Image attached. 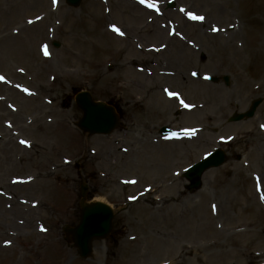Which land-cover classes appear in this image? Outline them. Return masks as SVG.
Listing matches in <instances>:
<instances>
[{
    "label": "rangeland",
    "instance_id": "374dc122",
    "mask_svg": "<svg viewBox=\"0 0 264 264\" xmlns=\"http://www.w3.org/2000/svg\"><path fill=\"white\" fill-rule=\"evenodd\" d=\"M33 1L0 0V76L7 81L0 82V264L263 262L264 102L251 120L228 124L227 119L244 112L252 100H264V48L254 40L264 35V0H230L229 8L226 0H152L160 6V16L139 12L145 8L135 0H83L77 8L65 0H57L55 7L44 0L33 8ZM169 3L173 8H167ZM189 12L203 16L211 27L203 32V25L189 20L193 25L183 30L181 20H188ZM226 25L238 33L237 56L218 52L224 34L217 36L219 42L204 36H214ZM40 28L42 34L31 38ZM104 31L112 32L111 38ZM175 41L184 48V63L171 65L167 54ZM44 56L49 63L41 62ZM193 73L228 77L229 86L208 83ZM165 89L178 93L190 108L169 98ZM80 90L119 108L122 125L109 136L82 135L74 127L81 114L73 96ZM16 113L18 122L6 116ZM39 118L47 133L36 134L32 121ZM166 125L197 131L183 137L184 143L145 149L147 131L159 137L157 130ZM32 143L45 146L43 161L50 165L46 173L29 150ZM216 148L228 154V163L206 172L201 190L189 194L182 173ZM46 176L44 184L28 185ZM81 182L87 184L89 198L105 202L116 213L110 236L95 241L85 261L66 245L62 232L78 223ZM148 184L153 192L146 195ZM11 196L38 205L25 225L20 224L24 215L5 203ZM157 198L168 200L164 216L151 214L150 219L139 212L144 205L159 207ZM209 204L223 216L206 219ZM193 214L197 219L189 224ZM160 233L169 237L165 244L157 240ZM140 251L146 253L137 256Z\"/></svg>",
    "mask_w": 264,
    "mask_h": 264
},
{
    "label": "bare ground",
    "instance_id": "6f19581e",
    "mask_svg": "<svg viewBox=\"0 0 264 264\" xmlns=\"http://www.w3.org/2000/svg\"><path fill=\"white\" fill-rule=\"evenodd\" d=\"M40 1H44V0H34L33 1V3H32V7L33 8H37L38 7V4H39V2ZM117 1H122V0H117ZM130 1V0H129ZM131 2V1H130ZM119 4V7H123V4H126V3H118ZM225 4L227 5V7L229 8V5H230V0H226L225 1ZM131 7H137V6H135V4H133V3H131V4H129ZM140 8V7H139ZM137 9V8H136ZM159 10V9H158ZM138 11L139 12H142V13H149V14H151V11L150 10H147L146 8L145 9H141L140 8V10L138 9ZM151 23H153L154 22V20H151L150 21ZM181 22H182V29L183 30H185L189 25H191L190 24V22L187 20V19H185V18H183L182 20H181ZM199 24H201V25H203L202 26V28H201V30H203V32L205 31V30H207L208 28H210L211 27V25L212 24H208V22H207V24H206V22H205V20H203V21H197ZM41 23V22H40ZM40 23H38V24H40ZM38 24H36V25H34V26H37ZM199 24H196V25H199ZM193 25V24H192ZM191 25V26H192ZM209 25V26H208ZM34 26H32V27H34ZM31 27V28H32ZM228 26L226 25V28H224V30H222L221 32L224 34L223 36V43H222V45L220 46V48L218 49L219 51L218 52H220V54H222V56H224V55H226V54H228V53H231V52H233L234 53V56H237V54H238V48H237V46H238V44L236 43V41H237V37H238V33L232 28V30H230L231 28H228ZM42 31H43V29H39L38 31H34V32H32L33 33V37L31 36V38H35L36 36H38V35H41L42 34ZM107 33H105V31H104V36H106V37H108V38H111V36L113 35V33L112 32H109V31H106ZM155 33H157V32H155ZM102 34V35H103ZM205 37H207L208 39H210V38H215L216 39V41H221L220 39H218L217 38V36H220V34L219 33H216V35H214V36H211L210 35V37L209 36H206V35H204ZM205 37H203V38H205ZM254 40L257 42V44H258V47H262V48H264V35H262V34H260V35H258V37H256V38H254ZM11 42H12V40H10ZM13 41H15V40H13ZM254 42V41H253ZM8 43H9V41H8ZM8 47V49H10L9 50V52L11 51L12 52V44L10 45V46H7ZM255 47V46H254ZM181 49H184L183 48V46L181 45V43L180 42H173L171 45H170V50L168 51L169 53L167 54V58H170L168 61V63H170L171 65L172 64H179V63H184L183 62V60H182V58H183V55H182V53H181V51H183V50H181ZM255 53H257V52H255ZM184 55H186V54H184ZM41 62L42 63H49V60H48V58H45V60H41ZM6 89V88H5ZM6 91L8 92V91H11L10 89H6ZM14 95L15 96H17V92H15L14 91ZM18 96H19V98H20V96H21V94H19L18 93ZM17 96V97H18ZM2 104H0V106H1ZM38 108H40V109H42V107L41 106H39L38 105ZM10 111V110H9ZM8 115H10V116H8ZM6 116L7 117H10L11 118V120H13V121H17L18 122V119H17V116H18V114L16 113V114H14L13 116H12V114H6ZM36 122V123H35ZM34 122V119H33V121H32V123L35 125V129H36V134H42L44 131H45V129H46V133L48 132V127L46 128V126H45V124L44 123H42V119H38V121H35ZM4 128V127H3ZM5 131V134L4 135H7V133H6V131H7V129H3V132ZM148 133H146L147 134V138L145 139V142H144V147H145V149L146 148H148V149H150L151 151H153L154 149H151V145H154L155 144V142H154V139H153V133H152V129L151 130H149V131H147ZM13 142L14 141H12L11 140V138H8V143H10V144H12V146L14 145L13 144ZM185 141H183V140H181V141H171V142H164V143H161L162 145H171V146H174V144H181V143H184ZM131 143L132 144H135L132 140H131ZM16 144V143H15ZM147 146H149V147H147ZM29 150H30V152H32V154L34 155V158L40 163V165L42 166V171L44 172V173H46V170L47 169H49V164H47V163H44V157H45V155H46V153H47V151H46V149H45V146H44V144H42V145H40V144H38V143H32L31 145H30V148H29ZM130 151H132V150H130ZM127 153L129 152V151H126ZM163 155V154H162ZM163 158H164V156H163ZM162 161H165V159H163ZM161 162V161H160ZM46 179H48L47 178V176L46 177H44V178H42V177H36V179L34 178V181L30 184H28L29 186L30 185H32V184H34V183H36V184H44L45 182H46ZM150 183V182H149ZM148 185H151V184H148ZM23 187V186H22ZM21 186H15V187H12V186H9L8 185V189H16V188H22ZM149 192H152V191H146V194L147 193H149ZM155 192H156V190H155ZM150 194V193H149ZM5 200V203H6V205L7 206H10V205H12V206H14L15 208V211L17 212V215H20L21 213H22V215H24V216H22V219L20 220V224L21 225H25L26 224V221H29L30 220V218H29V215H31V213L33 214H35V211L37 212V209H38V205H36V204H29L28 202H26V201H23L22 199H19V200H15V197L14 196H11V197H8L7 199H4ZM203 201H204V203H207L208 202V198L206 197V195H204L203 196ZM154 202L156 203V202H158L159 203V207H153L152 208V210H150L151 208L149 207H147L146 205H144V206H142V207H140L139 209H140V211L139 212H141V214L142 213H144L143 215H148V217L151 219V217H153V216H151V214L152 215H162V216H164L165 215V212H163V210H162V208L164 207V205L168 202V200L166 199V198H162V199H160V198H157V199H154ZM33 205H35V207L33 206ZM212 207V209H210V204L208 205V213H209V216L210 217H208L205 213H204V215H206L207 217H206V219H215V217H218L219 215L222 217L223 216V212L221 211L220 212V210H218V211H216V210H214V209H216V207L214 206V205H212L211 206ZM21 211V212H20ZM150 215V216H149ZM27 216V217H26ZM149 218H148V220H149ZM197 219V216L195 215V214H193L189 219H188V223L189 224H192L193 222H194V220H196ZM136 232H138L137 230H130V233H136ZM143 233V232H142ZM141 233V234H142ZM138 234V233H137ZM215 234L218 236V237H220V234H218L217 232H215ZM131 235H133V234H131ZM235 234L234 233H232L231 235H230V237H233ZM157 236H158V238H157V240L158 241H162L164 244H165V242L169 239V237L168 236H166L165 235V233H160V234H157ZM127 240L128 241H131V236H128L127 237ZM158 241H156V240H154L153 241V243L154 242H158ZM162 242H160V243H162ZM168 245V244H167ZM214 245L216 246L217 245V242H215L214 243ZM154 246H158V243H154ZM219 245H217V247H218ZM180 249H181V251H185V254H189V252H188V250L186 249V247L185 246H180ZM146 252H143V251H140L139 253H136V255L138 256H143L144 254H145ZM198 253V252H197ZM173 262L174 261H172V259L170 260V261H168V262H165V263H160V264H173ZM192 262L193 261H189L188 262V264H192ZM128 264H133L132 262H127Z\"/></svg>",
    "mask_w": 264,
    "mask_h": 264
},
{
    "label": "water",
    "instance_id": "95a60500",
    "mask_svg": "<svg viewBox=\"0 0 264 264\" xmlns=\"http://www.w3.org/2000/svg\"><path fill=\"white\" fill-rule=\"evenodd\" d=\"M80 0H67V2L76 6ZM227 82V79H224ZM78 107L83 112V119L79 123V127L84 131L96 134H105L112 131L117 122L111 108L105 107L103 104H92L87 94H82L77 98ZM260 104L256 101L252 104L250 111L245 115H236L232 121H240L241 119L252 117L255 109ZM225 161L222 153L213 155L209 160L193 167L186 175L191 182L190 191L200 187V176L211 167H218ZM82 216L81 224L74 231V242L80 251L82 257H87L90 252V242L93 238L106 237L110 231V221L112 214L108 208L103 205L87 206L81 203Z\"/></svg>",
    "mask_w": 264,
    "mask_h": 264
},
{
    "label": "snow or ice",
    "instance_id": "6c2138e0",
    "mask_svg": "<svg viewBox=\"0 0 264 264\" xmlns=\"http://www.w3.org/2000/svg\"><path fill=\"white\" fill-rule=\"evenodd\" d=\"M52 2V6L55 7L57 5V0H51ZM137 3L142 5L143 7L147 8V9H150L152 11H156L157 14H159L158 12V8H157V5L155 3L152 2V0H137ZM185 9L181 8L180 9V12H184ZM37 19H40V17H37ZM188 19L189 20H193V21H203L204 20V17L203 16H199V15H194L192 13H188ZM29 24H32L34 23L32 20H29L28 21ZM112 31L114 32H117L118 29L116 28H113ZM212 31L213 32H216L218 31L217 28L213 27L212 28ZM170 35L173 34V33H169ZM156 51H159V49H156ZM45 55H47V51L45 50ZM20 71H23L22 69ZM193 75L195 76L196 73H193ZM204 79H208V77H204ZM0 82H4V83H7V81L5 80V78L3 76H0ZM20 91L24 92L25 94L27 95H32L31 92H29L27 89L25 88H21ZM166 92V94L169 96V98H173L175 97L177 100L180 101V104L182 107L184 108H190V105H188L187 103H185L179 96L178 93L176 92H172V91H168L167 89L164 90ZM9 107H12L11 105H9ZM15 110V109H13ZM9 127H11V125H8ZM197 130L196 129H192L191 131H185L183 133V135L185 136H191V135H194L195 132ZM168 138H175V139H179L180 138V134H177V133H172L170 137H166V139ZM19 143L21 145H24L25 147H28L29 145L27 144V142L25 140H20ZM127 183H136V181H126ZM12 183H21V181H17V180H13ZM35 207V205H33ZM46 229H44L43 227L40 229L41 232L45 231Z\"/></svg>",
    "mask_w": 264,
    "mask_h": 264
}]
</instances>
